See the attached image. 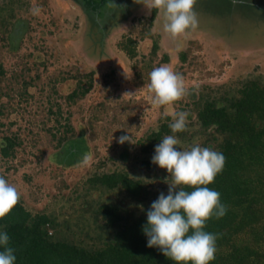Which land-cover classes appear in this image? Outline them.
I'll return each instance as SVG.
<instances>
[{
  "label": "rangeland",
  "instance_id": "1",
  "mask_svg": "<svg viewBox=\"0 0 264 264\" xmlns=\"http://www.w3.org/2000/svg\"><path fill=\"white\" fill-rule=\"evenodd\" d=\"M142 2L114 0L126 5L119 10L109 8L108 0H0V138L17 143L12 157L0 155V175L18 188L26 210L50 216L59 234L74 243L101 246L106 234L96 216L100 205L139 214L160 193L167 195L172 177L151 162L158 143L148 147V137L171 124L174 112L188 113L183 134L174 135L177 150L211 148V131L199 126L194 103L224 104L250 81L264 87V0H196L198 27L176 38L162 31L161 11L149 21V0ZM16 23L26 33L12 50L8 37ZM147 31L150 39L144 38ZM127 38L136 42L133 58L119 47ZM162 65L182 74L187 93L156 107L146 85L149 72ZM89 73V93L66 105L63 96L75 79ZM50 131L55 139L66 138L63 148H56ZM124 135L130 141L118 143ZM112 172L142 182L147 198L132 201L121 188L89 183Z\"/></svg>",
  "mask_w": 264,
  "mask_h": 264
},
{
  "label": "trees",
  "instance_id": "2",
  "mask_svg": "<svg viewBox=\"0 0 264 264\" xmlns=\"http://www.w3.org/2000/svg\"><path fill=\"white\" fill-rule=\"evenodd\" d=\"M9 2L11 5L12 1ZM156 13V9L151 10L149 21H153ZM25 33L26 27L22 23L13 25L8 37L12 50L17 49L16 44ZM144 38H151L149 31ZM135 45L132 38H127L119 47L133 58ZM157 47L152 42L151 55L155 56ZM183 57L181 55V59ZM0 76H4L1 65ZM92 83V73L77 77L74 88L63 96L66 105L76 103L89 93ZM239 94L221 105L202 99L194 103L199 126L204 131H211L210 149L225 157L222 171L213 183L207 185L220 193V202L227 209L224 216L207 220L203 229L217 237L215 258L210 264H264V87L250 81ZM14 122L11 121L10 125ZM183 132L172 133L169 124L164 123L148 137V147L159 144L166 135L181 136ZM50 135L57 140L56 148H63L66 138L55 139L51 131ZM16 145L15 138L2 136L0 155L12 157ZM89 183L108 190L121 188L132 201L145 200L148 194L142 182L123 173L93 176ZM184 190L192 189L185 187ZM149 209L150 206L136 214L118 205H100L96 216L104 221L99 227L102 236H106L102 237L99 247L69 241L63 233L59 234L58 226L50 216L33 215L21 202L0 219V231L9 236L8 246L14 250L15 264H175L159 248L147 246L148 238L143 228L147 224ZM0 251H3L2 246Z\"/></svg>",
  "mask_w": 264,
  "mask_h": 264
},
{
  "label": "clouds",
  "instance_id": "3",
  "mask_svg": "<svg viewBox=\"0 0 264 264\" xmlns=\"http://www.w3.org/2000/svg\"><path fill=\"white\" fill-rule=\"evenodd\" d=\"M142 3V0H135ZM243 0H232L233 4ZM196 0H149L147 9H156L163 13L162 31L176 38L188 30L198 27V15L195 9ZM109 8L123 10L126 5H117L108 0ZM39 7L32 9L38 14ZM146 85L148 99L153 106L160 107L173 104L186 95L182 74L167 65L153 68L149 72ZM136 93V92H135ZM126 92L129 97L135 95ZM188 113H173V122L169 124L172 133L182 132L187 127ZM130 141L127 135L117 139L120 144ZM180 141L174 135H166L154 149L151 162L165 169L172 177L168 184V193H160L147 211V224L143 231L147 246L157 247L162 254L175 264H210L215 258L216 235L206 232V221L215 216L220 218L226 214V206L220 202V193L209 188L225 164L221 152L199 144L187 150H177ZM89 157H84L88 163ZM191 188V191L184 188ZM178 189V190H177ZM18 188L0 175V219L8 215L19 202ZM191 229V234H189ZM7 232L0 231V264H15L14 250L8 246Z\"/></svg>",
  "mask_w": 264,
  "mask_h": 264
}]
</instances>
